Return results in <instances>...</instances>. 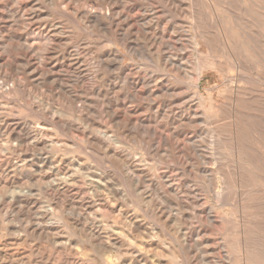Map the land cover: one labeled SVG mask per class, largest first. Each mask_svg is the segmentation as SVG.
I'll use <instances>...</instances> for the list:
<instances>
[{"label": "rangeland", "instance_id": "obj_1", "mask_svg": "<svg viewBox=\"0 0 264 264\" xmlns=\"http://www.w3.org/2000/svg\"><path fill=\"white\" fill-rule=\"evenodd\" d=\"M263 60L264 0H0V264H264Z\"/></svg>", "mask_w": 264, "mask_h": 264}, {"label": "bare ground", "instance_id": "obj_2", "mask_svg": "<svg viewBox=\"0 0 264 264\" xmlns=\"http://www.w3.org/2000/svg\"><path fill=\"white\" fill-rule=\"evenodd\" d=\"M223 29L225 30V28H223ZM218 30H219V29H218ZM229 30H230V29H229ZM226 31H227V30H226ZM218 35H219V34H218ZM220 35H223V34H220ZM220 35H219V36H220ZM227 35H228V34H227ZM224 37H225V35H224ZM220 38H221V37H220ZM233 40H234V39H231L232 42H233ZM236 40H237V39H236ZM242 41H243V39H242ZM237 43H239V42H237ZM250 43H251V42H250ZM227 44H228V43H227ZM241 44H242V43H241ZM230 45H231V43H230ZM230 45H229V46L227 45V46L231 48ZM243 45H244V44H243ZM224 46H225V45H224ZM237 46H240V45H236V47H237ZM245 46H246V44H245ZM255 46H257V45L255 44ZM198 47H200V46H198ZM236 47H235V48H236ZM253 47H254V46H253ZM233 48H234V47H233ZM256 48H257V47H256ZM256 48H254L253 50H257ZM242 49H243V48H242ZM242 49L240 50L241 52H242ZM250 49H251V48H250ZM244 50H245V48H244ZM247 50H249V48H248ZM245 52H246V50H245ZM250 52H251V51H250ZM250 52L248 51L249 54H250ZM257 52H258V50H257ZM257 52H256V53H257ZM239 54H240V53H239ZM242 54H243V53H242ZM244 54H245V53H244ZM260 54H261V53H260ZM251 55H252V54H251ZM242 56H243V55H242ZM244 56H245V55H244ZM252 56H253V55H252ZM259 59H260V57H259ZM259 59H258V60H259ZM260 60H261V59H260ZM263 61H264V60H263ZM258 63H259V62H258ZM260 64H261V63H260ZM238 66H239V65H238ZM236 67H237V66H236ZM260 241H261V240H260ZM240 244H241V243H240ZM253 244H254V243H253ZM235 246H236V245H235ZM237 246H239V245H237ZM241 246H242V245H241ZM249 247H250V245H249ZM249 247H248V248H249ZM259 247H260V246H259ZM234 248H235V247H234ZM239 248H240V247H239ZM235 249H236V248H235ZM235 249H234V250H235ZM238 250H239V249H238ZM246 250H248V249L246 248ZM254 250H255V249H254ZM254 250H253V251H254ZM258 250H259V249H258ZM258 250H257V251H258ZM253 251H252V252H253ZM248 252H249V250H248ZM252 252H251V253H252ZM258 252H259V251H258ZM237 253H238V252H237ZM240 253H242V252H240ZM254 253H256V252H254ZM248 254H249V253H248ZM251 255H252V254H251ZM253 255H254V254H253ZM257 255H258V254H257ZM259 255H260V254H259ZM249 256H250V255H249ZM253 257H254V258L251 257L252 259H251V258H250V259H251V260L255 259V256H253ZM246 258H247V257H246ZM258 258H259V257H258ZM256 259H257V258H256ZM246 260H247V259H246ZM258 260H259V259H258ZM258 260H256L255 262H259ZM255 262H254V263H255ZM246 264H247V262H246ZM249 264H253V263H249Z\"/></svg>", "mask_w": 264, "mask_h": 264}]
</instances>
